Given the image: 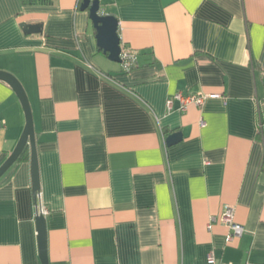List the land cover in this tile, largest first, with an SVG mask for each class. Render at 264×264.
<instances>
[{
	"label": "crops",
	"instance_id": "0c3cea01",
	"mask_svg": "<svg viewBox=\"0 0 264 264\" xmlns=\"http://www.w3.org/2000/svg\"><path fill=\"white\" fill-rule=\"evenodd\" d=\"M82 3L0 0V71L32 107L48 264H264V0H101L137 54L129 72ZM179 92L207 98L169 111ZM24 127L0 81V167ZM225 206L241 239L227 241ZM36 217L29 149L0 179V264H42Z\"/></svg>",
	"mask_w": 264,
	"mask_h": 264
},
{
	"label": "water",
	"instance_id": "95a60500",
	"mask_svg": "<svg viewBox=\"0 0 264 264\" xmlns=\"http://www.w3.org/2000/svg\"><path fill=\"white\" fill-rule=\"evenodd\" d=\"M81 11L89 13V19L96 31V42L98 49L108 56L112 62L122 64L121 60V39L118 33L119 21L115 16L104 15L101 12V0H83ZM28 34L42 33L41 25L23 24ZM0 81L8 84L15 92L25 116V127L21 137L7 160L0 167V179L18 162L25 152L30 149L31 176L33 185V195L36 201L40 194V172L39 160L36 145V133L34 117L30 100L21 82L11 73L0 71ZM182 134L177 133L167 138L168 146H172L181 141ZM36 226L39 242V253L42 264H48L47 258V233L45 216L36 217Z\"/></svg>",
	"mask_w": 264,
	"mask_h": 264
},
{
	"label": "built area",
	"instance_id": "2783aa9c",
	"mask_svg": "<svg viewBox=\"0 0 264 264\" xmlns=\"http://www.w3.org/2000/svg\"><path fill=\"white\" fill-rule=\"evenodd\" d=\"M121 60L122 68L124 72H129L137 66V54L132 50L126 48V46L121 45ZM207 96L202 94H183L181 92L176 93L171 96L167 101V107L169 111L173 110L174 102H179L181 104V111H185L189 105L202 106ZM48 210L44 206L41 198V194L37 195L36 198V216L43 215L46 216ZM212 221H215L213 219ZM220 222L229 228V234L227 236V241H233L234 239H241L246 230L245 227L235 222V209L231 206H225L223 209ZM209 264H224L219 263L215 258L214 254H210L208 257Z\"/></svg>",
	"mask_w": 264,
	"mask_h": 264
},
{
	"label": "trees",
	"instance_id": "16d2710c",
	"mask_svg": "<svg viewBox=\"0 0 264 264\" xmlns=\"http://www.w3.org/2000/svg\"><path fill=\"white\" fill-rule=\"evenodd\" d=\"M24 5H51L53 0H21ZM29 147L26 148L23 155L20 157L19 161H22L28 157Z\"/></svg>",
	"mask_w": 264,
	"mask_h": 264
}]
</instances>
